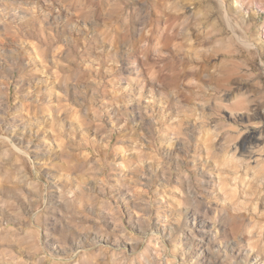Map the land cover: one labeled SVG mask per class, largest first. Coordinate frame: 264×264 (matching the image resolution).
<instances>
[{
  "label": "rangeland",
  "instance_id": "obj_1",
  "mask_svg": "<svg viewBox=\"0 0 264 264\" xmlns=\"http://www.w3.org/2000/svg\"><path fill=\"white\" fill-rule=\"evenodd\" d=\"M0 264H264V0H0Z\"/></svg>",
  "mask_w": 264,
  "mask_h": 264
}]
</instances>
